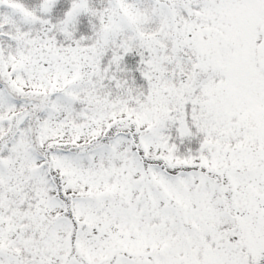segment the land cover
<instances>
[{"label": "snow or ice", "instance_id": "snow-or-ice-1", "mask_svg": "<svg viewBox=\"0 0 264 264\" xmlns=\"http://www.w3.org/2000/svg\"><path fill=\"white\" fill-rule=\"evenodd\" d=\"M0 264H264V0H0Z\"/></svg>", "mask_w": 264, "mask_h": 264}]
</instances>
